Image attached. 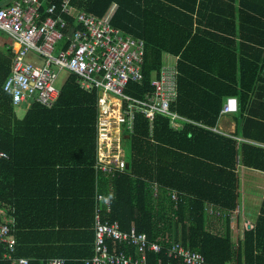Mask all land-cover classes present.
<instances>
[{"label":"trees","instance_id":"1","mask_svg":"<svg viewBox=\"0 0 264 264\" xmlns=\"http://www.w3.org/2000/svg\"><path fill=\"white\" fill-rule=\"evenodd\" d=\"M5 1L0 0V6ZM63 1L53 0L59 5ZM73 4L101 17L117 4L113 25L145 40L144 80L131 83L128 90L134 96L152 93V82L169 65V57L179 56V95L173 109L210 127L186 123L177 130L168 117L158 115L152 130L148 118L138 115L134 131H126L124 138L130 167L111 177V210L105 212L106 218L119 221L125 231L136 227L151 241L164 245L180 241L202 252L206 264H264V199L254 228L246 230L238 244L233 241L230 217L225 233L215 234L207 229L205 211L208 202L225 210L240 205L238 164L264 171V117L252 118L258 116L254 109L264 106V0H73ZM15 55L16 49L0 52V151L15 160L23 144L32 149L42 144L45 151L33 172H96L97 92L83 89L76 75L67 74L52 107L33 103L20 119L21 106L30 104L15 105L4 89ZM228 96L240 100L244 121L237 134L244 141L211 129ZM251 121L256 122L254 133L249 132ZM80 148L86 154L94 152L87 166L70 155ZM102 186L104 192L108 184ZM174 192L179 200L173 199ZM93 226L92 210L91 221L76 240L58 238L61 246L32 253L31 264H47L56 257L84 264L94 255ZM73 241L77 248L69 246ZM110 246L134 253L125 244L110 242ZM4 252L0 244L1 258ZM15 256L22 257L18 245ZM0 264L13 263L1 259ZM148 264L184 263L164 251L150 252Z\"/></svg>","mask_w":264,"mask_h":264},{"label":"built area","instance_id":"2","mask_svg":"<svg viewBox=\"0 0 264 264\" xmlns=\"http://www.w3.org/2000/svg\"><path fill=\"white\" fill-rule=\"evenodd\" d=\"M114 10L105 16H97L64 0L60 5L53 0H14L0 7V30L19 44L13 61V71L4 89L12 95L15 105L39 103L52 107L60 96L57 85L60 74H74L80 86L96 90L98 95V160L97 172L115 176L127 168L122 137L126 131H134L138 115H144L151 123L158 115L168 117L175 129H183L186 123L208 127L177 110L173 104L179 95L177 65H165L158 78L152 82L154 91L140 98L128 92L131 83L144 80L143 65L146 42L142 38L125 34L112 23ZM72 18L75 22L69 21ZM79 26L78 27H76ZM235 101L233 104L232 102ZM238 109L237 98H227L223 113ZM212 130L220 132L218 127ZM10 154L0 151V165L9 160ZM157 194V188H155ZM173 199L179 200L177 192ZM111 209L110 199L97 194L95 213V249L84 264H148L150 252H166L168 257L181 259L184 264H206L202 252L180 241L170 245L151 241L136 227L125 231L119 221L106 218ZM206 212L216 218L232 216L240 209L225 210L206 203ZM12 226L0 217V244L5 252L1 259L13 264H31V259L16 257V239ZM114 245L125 244L134 253L112 250ZM67 258L56 257L47 264H68Z\"/></svg>","mask_w":264,"mask_h":264},{"label":"crops","instance_id":"3","mask_svg":"<svg viewBox=\"0 0 264 264\" xmlns=\"http://www.w3.org/2000/svg\"><path fill=\"white\" fill-rule=\"evenodd\" d=\"M13 1L7 0L2 6H7ZM116 8L117 4L111 10L113 9L115 12ZM18 48L19 44L6 32L0 30V52L7 53L9 50H18ZM178 61L179 56H171L168 60L169 64L177 66ZM97 94L99 95L98 92ZM229 97L237 98L238 109L227 113L221 111L218 122L214 127L220 129L218 133L230 135L239 141H244L245 139L237 134L241 125L240 122L244 121L240 112V100L237 96H228L227 98ZM227 98L224 99V104ZM262 101V98L259 99V102ZM30 106H21L23 110L20 111V119H24ZM254 111L258 116L252 118L263 120L264 106H259ZM247 115L248 117L251 116L249 113H246ZM4 118L3 120H5ZM249 125V132L254 133L256 122L251 121ZM125 134L122 137L123 143ZM42 149V144L38 149H32L31 145L25 147L23 144L19 151V158L12 160L11 157L7 160V163L3 164L0 172V217L12 226V236L16 239L19 253L22 254L23 258L28 259H33L32 253H44L47 248L61 246L57 240L60 237H70L71 240H76L78 234L85 232L86 224L91 221L92 210L94 211L95 224L98 192L103 193L109 199L111 193L110 181L113 176L97 172L96 168L98 130L96 162L94 164L96 172H33L35 162L42 160V151H45ZM81 149L79 152L70 155L74 160L80 161V163L83 162L82 164L87 166L93 161L94 152L86 154ZM237 171L243 181V187L245 184L246 191L243 193L241 189V203L237 207L240 212L229 216L233 241L236 244L244 239L246 230L254 228L264 199V171L241 164H238ZM107 177L110 180L107 181ZM105 184H108V188L103 189L105 191L102 192L101 185H103V188ZM91 200L93 201L92 207ZM206 215L207 229L215 234H224L227 227L225 223L227 216L216 218L208 212H206ZM69 246L77 248L78 244L73 241ZM75 253L77 252L75 251Z\"/></svg>","mask_w":264,"mask_h":264},{"label":"rangeland","instance_id":"4","mask_svg":"<svg viewBox=\"0 0 264 264\" xmlns=\"http://www.w3.org/2000/svg\"><path fill=\"white\" fill-rule=\"evenodd\" d=\"M66 77H67V73L66 72H62L61 74H60V76H59V79H58V81H57V85L59 86V87H62L63 86V84L65 83V80H66ZM123 149H124V151H125V154H128V152H129V144L125 141L124 143H123ZM244 187H245V184H244ZM243 187V181H242V192L243 193H245V191H246V189ZM260 194V193H259ZM257 195V194H256ZM255 195V196H256ZM257 198H259V196H256Z\"/></svg>","mask_w":264,"mask_h":264},{"label":"water","instance_id":"5","mask_svg":"<svg viewBox=\"0 0 264 264\" xmlns=\"http://www.w3.org/2000/svg\"><path fill=\"white\" fill-rule=\"evenodd\" d=\"M127 167H128V168L130 167V164H129V163L127 164Z\"/></svg>","mask_w":264,"mask_h":264},{"label":"snow or ice","instance_id":"6","mask_svg":"<svg viewBox=\"0 0 264 264\" xmlns=\"http://www.w3.org/2000/svg\"><path fill=\"white\" fill-rule=\"evenodd\" d=\"M232 103L234 104L235 102L233 101Z\"/></svg>","mask_w":264,"mask_h":264},{"label":"clouds","instance_id":"7","mask_svg":"<svg viewBox=\"0 0 264 264\" xmlns=\"http://www.w3.org/2000/svg\"><path fill=\"white\" fill-rule=\"evenodd\" d=\"M235 102V101H234Z\"/></svg>","mask_w":264,"mask_h":264}]
</instances>
